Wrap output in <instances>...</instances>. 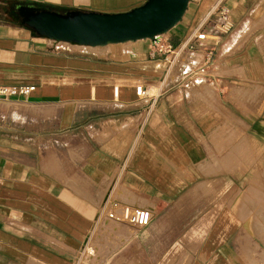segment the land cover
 <instances>
[{"label": "crops", "instance_id": "crops-1", "mask_svg": "<svg viewBox=\"0 0 264 264\" xmlns=\"http://www.w3.org/2000/svg\"><path fill=\"white\" fill-rule=\"evenodd\" d=\"M145 1L0 0V85L34 87L0 101L7 106L0 110V264H76L100 224L109 234L130 226L108 217L122 206L154 213L134 235L140 258L248 264L242 246L255 263L264 255L254 216L244 224L209 206L188 221L171 217L200 187H238L240 177L254 176L257 151L264 162V0H202L199 7L189 0L182 20L155 40L108 48L62 42L93 57L35 35L9 9L124 12ZM196 26L213 49L206 70L214 73L204 78L214 86L190 90L209 89L214 101L179 85L140 101L133 84L162 75L150 48L178 47ZM242 205L244 215L255 209ZM176 225L186 228L176 234Z\"/></svg>", "mask_w": 264, "mask_h": 264}, {"label": "rangeland", "instance_id": "rangeland-1", "mask_svg": "<svg viewBox=\"0 0 264 264\" xmlns=\"http://www.w3.org/2000/svg\"><path fill=\"white\" fill-rule=\"evenodd\" d=\"M196 6L199 7L202 3V0H197ZM214 0H212L213 2ZM212 2L209 4L211 5ZM17 6H10V12L13 14H17ZM195 6V7H196ZM214 7V6H213ZM60 12H64L66 10H58ZM257 25L255 23H252V27H249L248 29H253ZM57 45H60L64 47V49H68L69 51H72V53H76L79 56L85 55V56H99L96 53H94L91 50H74L69 44H64L62 42L57 43ZM113 46V45H111ZM110 46V47H111ZM109 47V44L106 46V48ZM99 51V50H98ZM92 56V57H93ZM101 57V56H100ZM199 61V58H198ZM206 73H214L213 69H207L205 71ZM205 83H210L214 86L213 82L210 81L208 78L204 77H196L193 79V81L186 87V90L190 93H195L197 96L206 95L210 102L214 101V92L205 89L201 90L200 92H193L190 90L191 86H201ZM99 91H102V88H98ZM254 89H257L254 87ZM96 92L98 91L97 88L94 89ZM155 91V88L153 89ZM203 98V97H202ZM78 105H83L87 107L89 104L87 103H78ZM7 106L0 104V110L6 109ZM11 107V106H10ZM28 108V107H27ZM255 172L254 176L252 177H240L238 179V187H215V184H209L203 187H200L199 190H196L192 196H191V203L184 202L179 203L176 205V207L172 210L171 217L174 218V220L177 222L178 220H189V218H195L197 216H200L206 207L212 206H218L222 207V210L214 211L212 210V213L215 212H222L224 216H229L232 218L237 219L240 223H244L247 220V216L253 217V220L258 223V225L262 226L264 230V162L263 157L259 152L255 154ZM262 164V165H261ZM200 201V202H198ZM250 203L251 205L255 206V209L253 210L250 215H244L242 213L245 212L246 207L242 204ZM196 208H192L191 206H197ZM252 211V210H251ZM154 214V213H153ZM129 227L116 229V231H112L113 233L108 232V229H106L102 224L99 225V227L96 229V232L94 233L93 237L90 241H88L86 244H84L81 252L80 257L78 260H76V264H159L160 261H162V264L165 263L167 259H161V258H140L136 256V254H140L142 252L143 248L142 245L139 244V242L136 241L134 238V235L136 233V229L139 228L137 226L129 224ZM186 228L182 225H176L173 227V230L176 234H181ZM245 229V226H244ZM260 229V228H259ZM119 230V231H118ZM246 230V229H245ZM121 235H118V234ZM125 233V237L122 236V234ZM254 237L255 239H260L262 241L261 243L264 248V242L261 235V230L259 233H255ZM156 244L157 248H160V245H162V242H157ZM252 244L251 242H249ZM146 248V247H145ZM156 248V249H157ZM260 247H258V243H255V250L258 251ZM244 246H242V250L244 253L245 260L248 264H258V261H264V255L258 256V261L255 263L252 259L250 261L249 257L246 255V252L244 250ZM176 260V258L168 259L167 261H173ZM151 262V263H150Z\"/></svg>", "mask_w": 264, "mask_h": 264}, {"label": "water", "instance_id": "water-1", "mask_svg": "<svg viewBox=\"0 0 264 264\" xmlns=\"http://www.w3.org/2000/svg\"><path fill=\"white\" fill-rule=\"evenodd\" d=\"M189 0H146L124 12L69 9L64 12L18 5L16 21L35 35L56 42L99 46L129 40H154L176 26Z\"/></svg>", "mask_w": 264, "mask_h": 264}, {"label": "built area", "instance_id": "built-area-1", "mask_svg": "<svg viewBox=\"0 0 264 264\" xmlns=\"http://www.w3.org/2000/svg\"><path fill=\"white\" fill-rule=\"evenodd\" d=\"M202 29V27L196 26L178 47L150 48L149 55L162 75L156 82H136L133 84L134 92L140 101L149 100L156 96L159 91L170 86L187 87L194 78L207 75L206 66L210 63L213 49L204 45L208 36ZM197 53L202 56L200 65H197ZM154 88L155 91H153ZM33 89V86L0 85V101H7L20 95L26 96ZM119 92L120 87L114 86V98L118 97ZM152 215L153 211L149 208H131L129 206H122L119 213L113 210L108 213V217L117 222L128 223L137 227L147 226Z\"/></svg>", "mask_w": 264, "mask_h": 264}, {"label": "bare ground", "instance_id": "bare-ground-1", "mask_svg": "<svg viewBox=\"0 0 264 264\" xmlns=\"http://www.w3.org/2000/svg\"><path fill=\"white\" fill-rule=\"evenodd\" d=\"M14 18H15V20H16V17H15V15H14ZM129 41H132V40H129ZM133 41H135V40H133ZM123 43V42H122ZM124 43H127V41H125ZM109 44H112V43H109ZM75 45H81V44H75ZM105 45H108V44H105ZM105 45H99V47H103V46H105ZM85 46H89V45H85ZM91 47H97V46H91ZM260 150V149H259ZM262 165V164H261ZM246 226V225H245ZM250 261H252L251 259H249ZM257 261V260H256Z\"/></svg>", "mask_w": 264, "mask_h": 264}]
</instances>
